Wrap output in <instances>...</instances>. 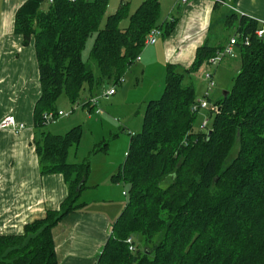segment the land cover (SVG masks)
<instances>
[{
  "label": "trees",
  "instance_id": "1",
  "mask_svg": "<svg viewBox=\"0 0 264 264\" xmlns=\"http://www.w3.org/2000/svg\"><path fill=\"white\" fill-rule=\"evenodd\" d=\"M108 4L27 0L15 12L14 34L24 45L33 41L39 72L34 128L48 124L43 117L58 112L61 96L74 105L85 90L120 85L147 35L159 29L167 36L174 28V20L160 21L159 0H144L131 14L122 1L106 15ZM124 20L127 26L120 28ZM233 26L241 67L232 90L213 103L218 111L209 114L210 127L201 130L199 123L195 129V91L183 82L222 48L204 45L188 69L166 68L163 93L148 102L141 131L130 136L114 177L128 187L126 201L97 264H264V36H255L260 24L244 15L229 16L225 27ZM93 34L89 59L97 76L82 59ZM81 135L80 126L64 135L40 134L35 151L41 173L62 175L68 196L58 211L27 224L22 235L0 236V264H58L51 231L75 211L89 175L88 158L68 163ZM134 235L144 241L142 250Z\"/></svg>",
  "mask_w": 264,
  "mask_h": 264
},
{
  "label": "crops",
  "instance_id": "2",
  "mask_svg": "<svg viewBox=\"0 0 264 264\" xmlns=\"http://www.w3.org/2000/svg\"><path fill=\"white\" fill-rule=\"evenodd\" d=\"M25 1L0 0V122L6 116H13L23 126V130L17 133L0 130V236L22 235L27 224L44 219L48 211H58L69 191L62 175L41 173L35 151L40 134L46 132L39 131L44 127L34 128L33 110L41 96L39 72L33 41L24 45L22 38L13 30L15 12ZM122 1L128 2V6L132 1L137 7L144 0H109L106 15L113 14ZM224 1L225 5L212 0H188L185 4L178 0H159L160 10L164 13L160 21L172 18L175 22L172 32L158 37L154 45L144 46L140 60L130 67L118 85L121 87H116L112 97L99 100L100 104L98 101L84 107L83 112L71 110L69 115L56 119V124L50 122L52 131L47 133L53 135H64L76 126L82 128L80 142L70 150L68 163H79L88 158L90 166L88 178L75 203V211L65 216L51 231L58 264L98 262L112 226L124 209L120 203V181L114 180L124 162L123 159L120 164V160L125 156L126 144L129 147L130 136L139 133L142 123L139 116L142 113H139L143 108L145 111L149 101L157 100L161 92V87L157 86L156 90L149 78L154 76L153 71L159 79H165L168 66L178 71L188 69L200 47L223 48L234 33L221 37L218 32L215 38L221 40L213 41V37L210 38L212 27L223 29L226 19L232 14L264 22V0ZM237 51L234 47L232 57L228 56L229 65L230 58L238 55L240 59ZM220 64L217 81V73L215 80L213 77L214 93L224 82L225 74L221 71L224 69ZM197 72L186 77L188 81H196L195 87L192 81L187 85L196 90L195 97L199 99L203 97L206 85ZM110 87L104 88L108 90ZM98 91L85 90L87 97L83 103H90L95 94L100 93ZM212 94L208 96L211 103ZM59 106H56L57 111L65 112L70 108L65 103ZM109 116L117 119L111 120ZM115 125L120 126L119 130ZM106 134L120 141L114 151L118 157L112 155L116 161L109 156ZM99 144H105L104 150L92 153ZM106 157L110 159L107 161Z\"/></svg>",
  "mask_w": 264,
  "mask_h": 264
},
{
  "label": "rangeland",
  "instance_id": "3",
  "mask_svg": "<svg viewBox=\"0 0 264 264\" xmlns=\"http://www.w3.org/2000/svg\"><path fill=\"white\" fill-rule=\"evenodd\" d=\"M132 2V1H131ZM130 2V8H129V13H133L134 12V10L138 7H134V4L133 3H131ZM140 5V4H139ZM45 7V6H44ZM160 17L161 18H163L164 17V13H163V10H160ZM127 26V20H124V21H122V23L120 24V28H125ZM101 27H103V24L101 25ZM234 27L235 26H233V27H225V24L223 25V29L221 28V29H219L217 26H213L212 27V35L210 36V38L211 37H213V41H217V40H221V38H219V39H217V38H215L217 35L216 34H218V32L221 34V37L222 36H226V35H228L229 33L231 34V33H234ZM94 37H95V34H93V35H91L88 39H87V41H86V44H85V48H84V50L82 51V59H83V61L86 63V65H87V67L92 71V73H93V75L94 76H97V73H98V70H97V67H96V65H95V63L91 60V59H89V51H90V49H91V47H92V44H93V41H94ZM237 54H239L238 53V51H237ZM232 57V56H231ZM227 58H229V57H226L225 59H223V61H222V63L220 64V68H223L224 70H221L222 72H223V75L225 74V76H224V79H223V81L224 82H222L221 84H219V87L217 86V89H216V92L214 93V89H212V91L211 92H213V94H212V96H211V98H210V100L212 101V103H214V102H216V101H219L222 97H223V94L224 93H226V92H229V91H231L232 90V88H233V85H234V82H235V78H236V76L238 75V73H239V71H240V67H241V61H240V59H239V57H238V55H237V57H235V58H230L231 59V63H230V65L227 63ZM218 69V67L215 69V70H212V69H209V67L208 66H206V64H204L199 70H198V72L196 73L199 77H201L202 78V80H203V75H204V72H213V77H214V80H215V73H217V77H216V81H217V79H218V76H219V72H220V70L218 71L217 70ZM153 77H149V78H151L152 79V83L154 84V86H155V89L157 90V86H159V88L161 87V92L159 93V98L161 97V95H162V89H164L163 87H164V79H159L156 75H157V73H156V71H153ZM192 81V82H191ZM204 81V80H203ZM188 82H191L193 85H194V87H195V84H196V81L194 80V79H189V81H188V78L187 77H185L184 78V85H187L188 84ZM215 83V82H214ZM121 86H118L117 88H120ZM97 89V88H96ZM105 90V88H104V86L103 87H100L99 88V91L98 92H100L99 94L97 93V94H95V96L94 97H97V96H100L102 93H103V91ZM211 92L209 93V95L211 94ZM195 93H196V90H195ZM94 94V93H93ZM157 96V97H158ZM87 97V95H85L83 92H82V94H81V97H80V100L78 101V105H76V104H74V105H70L69 103H68V101L66 100V98L64 97V96H61L59 99H58V101L56 102V106H58V107H60L59 105L60 104H62V103H65L67 106H69L70 105V108H68V110H64L66 113H69V112H71V110H74L75 112H83V111H81L82 109H84L83 107H82V104H85V103H83V101L85 100V98ZM156 97V98H157ZM155 98V99H156ZM159 98H157V99H159ZM104 100V99H103ZM102 101V100H101ZM103 102H106V101H103ZM99 104H100V101H99ZM95 112V111H94ZM93 112V113H94ZM144 108L141 110V112L139 113V114H141L142 113V115H139L140 116V120L141 121H143V115H144ZM205 112H207V111H205V110H200L199 112H198V114H197V117H196V121H195V129H197L198 128V126H199V123H201V121L200 120H202L203 118H204V113ZM202 116H203V118H202ZM110 117V119L111 120H113V119H117V118H115V116L113 117V116H109ZM139 120V121H140ZM119 121V120H118ZM211 121H212V118L211 119H208V126L207 127H210V125H211ZM59 122V121H58ZM55 124L57 123V121L56 122H54ZM119 123H122V122H120L119 121ZM52 123H48V124H46L45 126H44V128H42L41 130H39V131H42V130H44V131H46V132H49V131H52L51 130V128H52ZM99 127V126H98ZM141 127H142V123L140 124V126H139V128H138V131L140 132L141 131ZM111 128V127H110ZM115 128H116V130L118 129L119 130V128H120V126H116L115 125ZM99 129H101L100 127H99ZM105 130V132L106 131H109V130H107V129H104ZM207 131V130H206ZM205 131V132H206ZM51 133V132H50ZM127 136V138L129 139V136L128 135H126ZM106 141H107V143H108V149H109V153H110V155L109 156H112V155H114V157L115 158H117L118 157V155H115V148L118 146L117 144H119V140L117 141V139H115V137L114 136H109V134H106ZM127 149H128V144H126V148H125V152L127 151ZM234 151V150H233ZM235 155V151L232 153V155H231V157H230V159H229V161L231 160V158L233 157ZM110 159V157H106L105 158V160H109ZM120 159H121V157H120ZM123 159H124V157L122 158V160H120L121 162H120V164L123 162ZM111 160H114V161H116V159H114L113 158V156L111 157ZM119 186H120V188H121V200H120V203H121V206L124 208V206H125V196H124V192H126L127 191V189H128V187L126 186V185H124L122 182H120L119 183ZM120 205V204H119ZM122 208V209H123ZM134 242H135V246H137L138 247V249L139 250H142L143 249V246H144V241H142L141 243H140V240L138 239V237L137 236H135L134 235ZM158 240V238L157 239H154V241H157ZM151 244V243H150Z\"/></svg>",
  "mask_w": 264,
  "mask_h": 264
},
{
  "label": "built area",
  "instance_id": "4",
  "mask_svg": "<svg viewBox=\"0 0 264 264\" xmlns=\"http://www.w3.org/2000/svg\"><path fill=\"white\" fill-rule=\"evenodd\" d=\"M47 4H52L54 2V0H46ZM69 1H74V0H69ZM180 3L185 4L188 2V0H178ZM213 2H215L216 4H222L225 5V1L224 0H212ZM169 21H173L172 18H170ZM260 27L259 29H257V31L255 32V36L257 38H262L264 36V22H260ZM162 35V31L159 29H153L148 35L147 38L145 40L144 45L145 46H152L156 43L157 38L160 37ZM237 44V36L233 35L227 42V44L216 53V55L212 58H210L207 63L206 66L209 67V69L215 70L219 64L222 62V60L228 56H231L233 53V49ZM245 45H247V41L244 42ZM140 60V56H138L136 58L135 62H138ZM203 80L205 82V92L202 98H199L196 100L195 104L192 106V111L193 112H199L200 110H205L206 115L204 116L201 125H200V129L201 130H205L208 126V119H210L209 114L214 115L217 111H218V107H216L213 103L209 102L208 100V96L209 93L212 91V89H214L215 87V83L213 80V72H204L203 75ZM123 82V79L119 80V84ZM118 85H112L110 88H108V90H105L100 96L94 97L93 99H91L90 104L95 105L99 100H107L110 97H112L115 94V90L116 87ZM78 105V104H76ZM69 113L66 112H62V111H58L57 113H48L44 115V120L47 123L50 122H54L56 119L60 118V117H65L67 115H69ZM0 130H11L14 132H19L21 130H23V126L19 125L15 118L13 116H6L2 119V121L0 122ZM127 244L129 245V251L130 252H134L135 251V247L132 245V239L129 238L127 241Z\"/></svg>",
  "mask_w": 264,
  "mask_h": 264
},
{
  "label": "water",
  "instance_id": "5",
  "mask_svg": "<svg viewBox=\"0 0 264 264\" xmlns=\"http://www.w3.org/2000/svg\"><path fill=\"white\" fill-rule=\"evenodd\" d=\"M226 95H227V92L223 94V97H226ZM209 135H210V131L207 132L208 137H209Z\"/></svg>",
  "mask_w": 264,
  "mask_h": 264
}]
</instances>
